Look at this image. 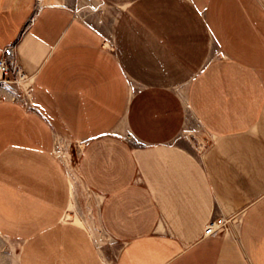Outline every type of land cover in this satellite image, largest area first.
I'll return each mask as SVG.
<instances>
[{
  "label": "crops",
  "instance_id": "obj_1",
  "mask_svg": "<svg viewBox=\"0 0 264 264\" xmlns=\"http://www.w3.org/2000/svg\"><path fill=\"white\" fill-rule=\"evenodd\" d=\"M10 43L30 76L22 97L0 87L16 264H264V0H0Z\"/></svg>",
  "mask_w": 264,
  "mask_h": 264
},
{
  "label": "rangeland",
  "instance_id": "obj_2",
  "mask_svg": "<svg viewBox=\"0 0 264 264\" xmlns=\"http://www.w3.org/2000/svg\"><path fill=\"white\" fill-rule=\"evenodd\" d=\"M0 87L5 88L6 90H8L11 94L15 96H20L18 95L17 90H14L13 92L12 90L13 85L0 86ZM208 142H209V139L204 134L202 129H200L195 122H192V124H190L189 129L183 135L181 145L185 147L186 149H188L193 154L197 155L198 157H201L204 155L206 151ZM69 152L74 153V158L76 157L77 155L76 147H74L73 150ZM74 183H76L78 187V191H75V194H74V201H76V203L79 205L83 204V208H80L79 206H77V208L75 209L72 208V212L73 214L81 213L82 215H84L86 220L90 223V224L88 223L89 224L88 226L91 227L92 229H95L93 225V221H94L93 218H94V211H95L94 210L95 209L94 207L95 198L92 196L90 192L84 190V188L81 187L80 182L77 180L76 177H74ZM25 235H26L25 232H21L20 239H13V240L0 239V264H16L18 250L19 248L21 249L23 242H24V239L22 238V236H25ZM202 236L204 235L202 234ZM99 242L105 248L110 246L106 240L104 241L99 240Z\"/></svg>",
  "mask_w": 264,
  "mask_h": 264
},
{
  "label": "built area",
  "instance_id": "obj_3",
  "mask_svg": "<svg viewBox=\"0 0 264 264\" xmlns=\"http://www.w3.org/2000/svg\"><path fill=\"white\" fill-rule=\"evenodd\" d=\"M28 76L17 61L15 43H10L0 50V86L13 85V92L17 90L21 97L28 93ZM134 145L137 143L133 142ZM228 219L223 217L210 218L203 229V235H213L223 231Z\"/></svg>",
  "mask_w": 264,
  "mask_h": 264
}]
</instances>
